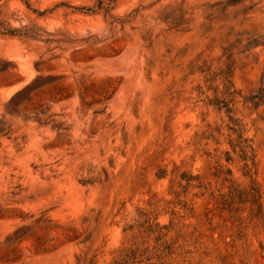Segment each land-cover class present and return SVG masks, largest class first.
<instances>
[{
    "label": "rangeland",
    "instance_id": "374dc122",
    "mask_svg": "<svg viewBox=\"0 0 264 264\" xmlns=\"http://www.w3.org/2000/svg\"><path fill=\"white\" fill-rule=\"evenodd\" d=\"M0 264H264V0H0Z\"/></svg>",
    "mask_w": 264,
    "mask_h": 264
}]
</instances>
